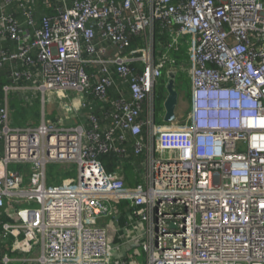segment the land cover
Returning a JSON list of instances; mask_svg holds the SVG:
<instances>
[{"label":"built area","instance_id":"obj_1","mask_svg":"<svg viewBox=\"0 0 264 264\" xmlns=\"http://www.w3.org/2000/svg\"><path fill=\"white\" fill-rule=\"evenodd\" d=\"M179 47L189 107L156 126ZM47 93L81 121L46 122ZM17 98L39 100L36 127L13 126ZM49 164L75 165L76 184L48 186ZM115 198L128 201L118 244L100 224ZM6 208L0 264H139L133 246L140 264H264V0H0Z\"/></svg>","mask_w":264,"mask_h":264},{"label":"rangeland","instance_id":"obj_2","mask_svg":"<svg viewBox=\"0 0 264 264\" xmlns=\"http://www.w3.org/2000/svg\"><path fill=\"white\" fill-rule=\"evenodd\" d=\"M157 38L159 36L157 35ZM169 55L173 59V63L164 71H162V76L157 80V84L155 87V101H154V114H155V125L156 126H163V125H169L170 123L164 122V101L166 99V84L168 82V73L169 72H176V78H175V87L178 92V104L176 108V113L178 114H184L187 112L190 102V87H189V78L188 73L186 72L188 67V58L185 53V48H178L176 50H171L169 52ZM47 96H51V101L49 104H46L45 108V120L46 122H49L52 120L55 116L58 115L57 112L62 111V103L60 98L53 94V93H47ZM59 99V100H57ZM51 107L55 109L54 115H51ZM30 108L26 112H22L23 109L17 110L15 114L11 112L12 120H13V126L19 127V128H34L37 125V122H39L38 118L35 116V112H37V108ZM63 114V113H62ZM53 116V117H52ZM21 168H23V165H9V170L11 171H18ZM134 175V169L129 171H126V176ZM76 176H77V169L75 165H60V164H49L47 166V179L50 178H56L61 177L65 181L59 183L60 186H74L76 184ZM133 176V177H134ZM135 181V180H134ZM138 182V181H137ZM136 183V182H135ZM133 180H130V184L132 186L136 185ZM57 184V185H59ZM50 186V185H48ZM127 200H124L123 198H115L112 200V205L118 204L116 209L118 215H107L106 218H102L101 222H112V218H117L116 222H113L117 227L119 226V222L122 223L125 221V209L127 206ZM27 207V206H26ZM128 214V213H127ZM11 223V221H7ZM128 250V249H127ZM136 251L139 252V256L136 255ZM122 253V251L120 252ZM128 255H133L134 257L129 258V263L132 261H135L137 263H142L144 254L141 250L140 246H133L131 249L128 250Z\"/></svg>","mask_w":264,"mask_h":264},{"label":"crops","instance_id":"obj_3","mask_svg":"<svg viewBox=\"0 0 264 264\" xmlns=\"http://www.w3.org/2000/svg\"><path fill=\"white\" fill-rule=\"evenodd\" d=\"M187 72V71H186ZM188 73V72H187ZM3 78H4V75H3ZM188 78H189V74H188ZM189 87H190V78H189ZM49 98H51V96L49 97ZM41 104H40V102H39V100H37L36 102H34V104L31 106V107H25V105H23L22 104V102L21 101H19V99L17 98V99H14V101H12L11 102V105H10V109H11V112L13 113V114H15L16 112H18L17 110H19V109H23V111L22 112H26V111H28L30 108H34L35 109V107L37 108V112H35V116H36V118H38L39 120V122H40V109H41V106H40ZM33 109V110H34ZM51 115H54V112H55V109L53 108V107H51ZM58 113V115L57 116H55L51 121L52 122H55L57 119H60V118H62L61 119V121H62V125H75V124H77V123H79L80 121H81V119L82 118H76L75 116L73 117V116H70L71 118H70V120H63V118H66V116H67V114H70V113H68V111L66 110V108L65 107H62V111L61 112H57ZM63 113V114H62ZM11 117H12V115H11ZM53 117V116H52ZM13 121V120H12ZM39 122H37V124L36 125H38L39 124ZM19 128V127H18ZM28 128H31V127H28ZM130 166V167H129ZM129 166H126L127 167V169H126V171H131V170H133L134 169V167L133 166H131V165H129ZM134 176V175H133ZM132 175H130V174H128L127 176H126V182L128 183L129 182V184L128 185H130V186H132L131 184H130V180H133V182L135 183V182H137L136 180H137V178H136V176H134L133 177ZM135 180V181H134ZM9 212V211H8ZM119 213H117V215H118ZM4 217H5V221H3L2 223H5V222H7V221H11V222H15V217L13 216V215H11V213H10V217H9V215L7 214L6 216L4 215ZM112 220H114V218H112ZM123 220V219H122ZM125 223H126V220H125V222L124 221H122V223L121 222H119V226L117 227L113 222H111V223H108V222H101L100 221V224L104 227V228H106V230H107V233H108V237H109V240L111 241V243H113V244H118L119 242H120V237H119V235L118 234H116L115 233V231H114V229H117V230H123V228H124V226H125Z\"/></svg>","mask_w":264,"mask_h":264},{"label":"water","instance_id":"obj_4","mask_svg":"<svg viewBox=\"0 0 264 264\" xmlns=\"http://www.w3.org/2000/svg\"><path fill=\"white\" fill-rule=\"evenodd\" d=\"M175 72L168 73V82L166 84V99L164 101V122L172 123L175 120V111L178 104V92L175 87Z\"/></svg>","mask_w":264,"mask_h":264},{"label":"trees","instance_id":"obj_5","mask_svg":"<svg viewBox=\"0 0 264 264\" xmlns=\"http://www.w3.org/2000/svg\"><path fill=\"white\" fill-rule=\"evenodd\" d=\"M100 159H101L102 163L104 164L106 170L108 172H111L113 170L115 164H116L115 157L113 155H105V156H101ZM126 169H127V167L125 168V174H126ZM63 181H65V180L63 178H61V177L60 178L59 177L50 178V179H47V184L50 185V186L51 185H57V184H59V183H61ZM128 184H129V182H128ZM6 210H8V209L6 208L5 210L0 211V232H1V224H2L3 221L6 220L5 217H4V215L6 216V214H5Z\"/></svg>","mask_w":264,"mask_h":264}]
</instances>
